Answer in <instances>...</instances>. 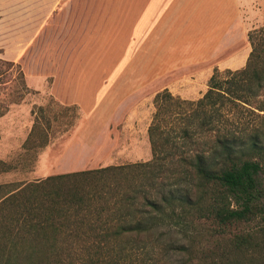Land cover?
<instances>
[{
    "label": "trees",
    "instance_id": "trees-1",
    "mask_svg": "<svg viewBox=\"0 0 264 264\" xmlns=\"http://www.w3.org/2000/svg\"><path fill=\"white\" fill-rule=\"evenodd\" d=\"M249 41L246 65L215 68L200 98L155 94L151 159L0 183V264H264V26ZM54 101L62 114L33 109L27 152L82 116Z\"/></svg>",
    "mask_w": 264,
    "mask_h": 264
},
{
    "label": "crops",
    "instance_id": "crops-1",
    "mask_svg": "<svg viewBox=\"0 0 264 264\" xmlns=\"http://www.w3.org/2000/svg\"><path fill=\"white\" fill-rule=\"evenodd\" d=\"M251 4L252 0H0V54L18 62L50 26L57 37L62 27L72 39L68 52L78 56L52 82L51 91L60 101L77 104L82 112L109 84L114 97L134 93L136 87L161 85L196 100L186 87L207 82L217 66H232L236 41L251 28L246 27Z\"/></svg>",
    "mask_w": 264,
    "mask_h": 264
},
{
    "label": "rangeland",
    "instance_id": "rangeland-1",
    "mask_svg": "<svg viewBox=\"0 0 264 264\" xmlns=\"http://www.w3.org/2000/svg\"><path fill=\"white\" fill-rule=\"evenodd\" d=\"M247 9L249 17L246 27L251 28L245 38L236 41V59L229 67L232 69L246 65L252 49L249 33L264 26V0H252ZM51 30L52 26L38 39L33 49L17 62L25 76L23 83L19 66L6 70L0 62V70L4 72L0 99H6L9 103V110L0 117V160L12 167L9 171L0 172V183L151 159L148 128L155 111L154 96L162 90L161 85L136 87L134 93H120L114 97L110 93L112 85L109 84L105 93L90 100L76 126L64 132L54 121L50 143L38 153L25 150L23 144L35 118L33 109L39 105L54 104V110H51L53 116L63 113L54 99L72 104L60 101L51 87L55 76L63 71L69 61H75L78 55L68 52L69 40L71 44L72 39H69L66 30L61 27L60 37L53 36ZM226 56L227 53L221 54L220 60ZM216 68L224 70L228 67ZM209 80L198 87H186L187 92L192 91L191 97L200 98L207 91ZM22 92L23 98L19 100ZM255 227V223H251L233 227L232 230H251Z\"/></svg>",
    "mask_w": 264,
    "mask_h": 264
}]
</instances>
